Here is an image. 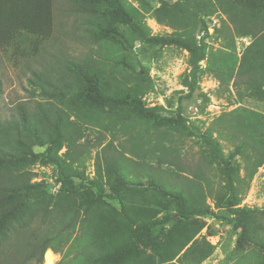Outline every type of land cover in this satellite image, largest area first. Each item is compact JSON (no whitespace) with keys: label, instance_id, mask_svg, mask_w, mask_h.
<instances>
[{"label":"rangeland","instance_id":"374dc122","mask_svg":"<svg viewBox=\"0 0 264 264\" xmlns=\"http://www.w3.org/2000/svg\"><path fill=\"white\" fill-rule=\"evenodd\" d=\"M27 1L0 0V28L25 30ZM140 1L125 0V3L149 28V35L158 39L176 37L175 29L166 24L169 17L175 22L186 19L189 28L184 37L140 41L127 24L108 15L96 18L107 25V30H113L116 38L108 37L107 31L87 32L80 19L74 24V16L64 0H54L53 36L36 57L11 55L9 48L0 47V124L19 123L18 105L30 114L37 110V103L43 107L52 105V111L60 109L62 121L56 128L55 115H51V125L40 128L34 142V137L24 132L11 134V142L27 143L24 147L27 155L18 161L0 158V171H10L23 178L30 172L33 175L30 182L46 183L41 203L35 200L28 214L12 224L16 229L8 232L0 264H44L45 253L38 262L28 256V251L30 243L48 232L58 236L47 245L56 254L54 264H71L75 253L89 242L108 247L127 237L133 242V251L123 260L106 264H136L151 258L156 264H192L203 252H208L207 256L196 264H263L264 257L253 242L241 248L236 246L240 228H235L234 223L244 224L250 241L264 242V161L253 171L242 154L236 152L235 142L219 131L225 123L239 118L255 120L236 109L246 108L264 115V93L244 87L236 90L231 82L220 84L214 71L207 68L219 52L224 57L225 52H230L239 59L252 38L226 32V16L219 11L202 15L177 0ZM130 7L138 9L139 14ZM81 34L91 44L84 43ZM183 39H191L196 48L203 47L204 59L200 60L198 52L192 53L188 47L195 49V46H189ZM231 45L233 49L228 48ZM54 48L75 57L85 51L91 55L90 64L98 74L103 98L75 99L67 93L61 100L43 101L38 93L32 92L28 83L31 72L45 62L48 57L45 52H53ZM195 59L200 68L195 75V93L190 97L184 80H190ZM132 84L139 87L127 94L125 86ZM146 84L151 85L141 91ZM199 92L207 96L206 103ZM33 126L31 123L30 127ZM259 138L264 140L263 135ZM51 142V157L61 160L75 182L90 186V182L96 181L106 195L111 194V175L105 169L104 157L114 155L113 150L123 151L133 162L127 165L128 184L122 187L119 198L103 197L102 201L108 205L105 207L91 204L95 199V188L91 186L78 196L57 197L55 165L42 160L44 149ZM20 150L17 146L14 153L20 154ZM167 160L175 164L171 170L177 173H168L170 187L181 183V175L191 176L188 166L198 169L200 165L201 177L194 180L202 185L200 197L190 199L184 194L188 211L194 202L206 212L179 219L175 203L152 189L145 165L164 168ZM250 173L253 175L248 184L236 180L237 175L247 177ZM231 182L233 186L229 187ZM165 215L172 219L165 224L163 234L155 244L146 243L139 236V223ZM106 222H114V227L105 228ZM75 239L80 241V246L70 249L68 245L72 241L76 244Z\"/></svg>","mask_w":264,"mask_h":264},{"label":"trees","instance_id":"16d2710c","mask_svg":"<svg viewBox=\"0 0 264 264\" xmlns=\"http://www.w3.org/2000/svg\"><path fill=\"white\" fill-rule=\"evenodd\" d=\"M139 3L140 0H137ZM182 6L188 9L195 10L198 14L210 15L216 11L223 13L225 17L224 26L226 32L232 33L238 36H251L252 41L246 46L243 54L239 59L230 52H225L226 56H222V52H219V56H214L211 59V64H208V69L214 71L216 77H218L219 83H225L228 85L231 82L234 89L244 87L248 91L264 93V0H177ZM29 2V14L27 12V19L24 23L25 30L12 29L9 27L0 28V47L3 49L9 48V52L12 54H18V56H26L28 59L36 57L53 36L54 32V0H28ZM68 4L69 11L74 16V24L81 20V24L86 28L87 32L93 30L97 33L107 31L108 37L116 38L113 34H116L113 30H107V25L96 17L111 16L122 21L128 25L129 30L140 41H169L171 39H180L184 37L185 31L189 28L186 25V19H181L180 22H175L168 17L166 20L167 26L175 29L173 36H169L167 39H158L149 35V28L142 24L140 19L135 17L134 14L126 7L125 0H64ZM136 14H139L138 9L130 7ZM28 11V10H27ZM138 11V12H137ZM193 26L196 27L195 24ZM77 28V26H75ZM179 30H178V29ZM223 29V28H222ZM232 29V30H230ZM85 40L84 43L91 44L88 37L80 35ZM232 38V37H231ZM94 40V39H93ZM189 46L192 45L191 39H183ZM95 41V40H94ZM60 45V43L58 42ZM195 46V49L188 47L192 53L198 52L199 58L204 59L205 51L203 47ZM233 49L231 45L228 47ZM231 51V50H230ZM47 59L41 64L38 70L31 72V77L28 79L29 86L33 93H38L41 100L50 101L52 99L61 100L67 93L70 97L75 99L83 98L85 100H98L103 98L101 93V85L99 83L98 74L91 67V55L85 51L81 56H71L70 53L63 51L61 48H54L53 52L48 53ZM223 57V58H222ZM217 60V61H216ZM223 60V63H220ZM193 66L189 73L190 80L185 79L184 84L188 87V96L192 97L195 93L196 77L195 75L199 71L200 65H198V59L193 60ZM147 79V78H146ZM151 84H146L141 91H144ZM139 85L132 84L125 86L127 94H130L133 90L137 89ZM123 89V88H122ZM251 95V92H249ZM199 96L206 103L208 101L207 96L204 93L199 92ZM128 98V95H126ZM19 107V123L7 122L5 125L0 124V158L10 161H18L24 159L27 155L26 147L27 143L22 140H14L11 142V134L24 132L28 137L33 136V142L37 139V131L40 128H49L51 125V115H55L56 128L61 124V110L54 108L51 110L52 105L49 107H43V104L37 103V110L28 113L24 106ZM236 110H243L244 113L250 115L249 117H255L253 119H237L235 122L225 123L222 129L219 131L225 134L227 138L235 142L234 148L237 153L242 154L243 159L251 165V168L256 170L264 161V140L259 138L260 135L264 136V115L257 113L246 108H239ZM234 110V111H236ZM237 111V113H243ZM256 115V116H254ZM257 117V118H256ZM171 122V120H167ZM33 123V127L30 124ZM183 128L186 125L183 123ZM56 130V129H55ZM8 132V133H7ZM58 135L57 130L54 132ZM54 135V136H55ZM56 137V136H55ZM53 141V138L51 139ZM43 144V143H40ZM53 143L47 145L44 149L45 157L42 159L45 163H52L55 165L57 172V197H73L78 196L84 189L95 188L94 196L91 204H99L102 206L105 203L102 201L103 197L118 199L122 190V187L128 184L126 179L127 165L132 163L130 157H126L124 152L115 151L114 155L110 154L104 157V166L106 171L111 175V181L109 182L110 195H106L103 191L101 184L96 181L90 182V186L85 185L82 181L75 182L73 175L67 172V169L63 166L60 159L57 156L51 157L50 151ZM17 146L21 147V152L14 153ZM133 152V151H132ZM134 153V152H133ZM34 159L37 155L32 156ZM18 159V160H17ZM175 167V164L171 160L166 161V167H154L146 166L145 169L149 171V178L152 183L150 186L154 191L164 195L171 199L177 209V216L179 219H188L194 214H202L206 211L200 206H196L194 202L191 203V210H187V200L184 193L188 194L191 198L200 197L202 191V185L194 180L201 177L200 165H197L198 169L187 167L186 174L181 175V183L175 187H170L171 184L168 181V173H175L171 168ZM144 170L143 167H140ZM178 169V168H177ZM253 174H248L247 177L236 176V180L245 184H248L249 179ZM25 178L22 175L12 174L10 171H0V253L5 245V241L9 236V231H14V222H19L20 219L28 214V210L34 206L35 200L40 201V198L44 194V187L46 183L43 180L35 183L30 182L32 173L26 172ZM177 176V175H176ZM191 177V178H190ZM154 181V182H153ZM234 182L229 184V187L233 186ZM50 199L53 196H49ZM191 201V200H190ZM46 211V210H45ZM49 212V211H47ZM48 218V217H47ZM51 218V217H50ZM108 219V216H106ZM172 219V217L165 215L160 218L147 219L142 223H139L140 230L139 236L143 237L146 243L155 244L157 239L163 234L164 226ZM51 226L54 224L48 221ZM231 222V221H229ZM68 224V223H67ZM114 222H106L104 227L112 229ZM235 228H240V235L236 240V246L238 248L253 242L258 251L262 253L264 257V242L259 239L250 241L245 232V226L243 223H234ZM59 231V230H58ZM57 231V232H58ZM10 232V233H11ZM60 234V233H57ZM188 237V235H184ZM58 238L48 233H44L40 239H37L34 243L29 244L28 256L30 258L35 257L38 262L42 261L44 251L48 248V243L53 239ZM79 238V237H78ZM76 240V239H75ZM188 241V240H187ZM187 241L183 244L186 245ZM70 243L68 247L71 249L75 246H80V241ZM133 242L130 238H121L120 241L105 247L98 243H90L85 246L80 252H76L74 259H71V264H106L111 261L123 260L129 253L133 251L131 246ZM189 251V250H188ZM187 253V252H186ZM184 253V255H186ZM208 252H203L197 255L198 261L193 262L196 264L207 256ZM183 255V256H184ZM136 264H156L155 260L151 258L148 262H139ZM169 264V263H166ZM264 264V262H263Z\"/></svg>","mask_w":264,"mask_h":264},{"label":"bare ground","instance_id":"6f19581e","mask_svg":"<svg viewBox=\"0 0 264 264\" xmlns=\"http://www.w3.org/2000/svg\"><path fill=\"white\" fill-rule=\"evenodd\" d=\"M54 256L51 252L46 251L44 255V264H54Z\"/></svg>","mask_w":264,"mask_h":264},{"label":"crops","instance_id":"0c3cea01","mask_svg":"<svg viewBox=\"0 0 264 264\" xmlns=\"http://www.w3.org/2000/svg\"><path fill=\"white\" fill-rule=\"evenodd\" d=\"M46 251L51 252V253L53 254L55 260H57V259H56V258H57V257H56V254H54L55 252H53L50 248H47V249L45 250V252H46ZM45 252H44V253H45Z\"/></svg>","mask_w":264,"mask_h":264}]
</instances>
